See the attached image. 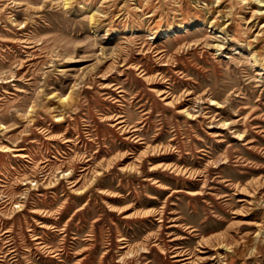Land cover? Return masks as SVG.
I'll use <instances>...</instances> for the list:
<instances>
[{
  "label": "rangeland",
  "instance_id": "1",
  "mask_svg": "<svg viewBox=\"0 0 264 264\" xmlns=\"http://www.w3.org/2000/svg\"><path fill=\"white\" fill-rule=\"evenodd\" d=\"M218 1L0 0V264H264V0Z\"/></svg>",
  "mask_w": 264,
  "mask_h": 264
},
{
  "label": "bare ground",
  "instance_id": "2",
  "mask_svg": "<svg viewBox=\"0 0 264 264\" xmlns=\"http://www.w3.org/2000/svg\"><path fill=\"white\" fill-rule=\"evenodd\" d=\"M201 1V0H200ZM217 1V0H216ZM220 1V0H219ZM218 1V2H219ZM65 2V1H64ZM203 2V1H202ZM69 3V2H68ZM248 3V2H247ZM67 4V3H66ZM70 4V3H69ZM205 4V3H204ZM261 3H259V5H260ZM68 5V4H67ZM256 12V11H255ZM96 13V12H95ZM93 15V14H92ZM91 15V16H92ZM102 15V14H101ZM104 16V15H103ZM226 16V15H225ZM230 16V15H229ZM260 34V33H259ZM256 40V39H255ZM166 94V93H165ZM62 101H60V103H61ZM241 188V187H240ZM246 199V198H245ZM248 200V199H247ZM249 202V201H248ZM256 232V231H255ZM256 234V233H255ZM254 234V235H255ZM257 236V235H256ZM257 240V239H256ZM123 242V241H122ZM127 244V243H126ZM214 246V245H213ZM204 247V246H203ZM254 251V250H253ZM174 257H177V256H179V255H177V254H175V255H173ZM186 258H183V259H178L177 261H180V264H183L184 263V260H185Z\"/></svg>",
  "mask_w": 264,
  "mask_h": 264
}]
</instances>
